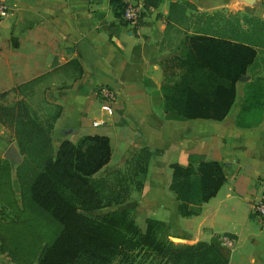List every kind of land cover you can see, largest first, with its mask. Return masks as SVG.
<instances>
[{"label":"crops","instance_id":"crops-1","mask_svg":"<svg viewBox=\"0 0 264 264\" xmlns=\"http://www.w3.org/2000/svg\"><path fill=\"white\" fill-rule=\"evenodd\" d=\"M4 1L10 10L0 22V95L7 94L0 105L16 87L37 84L43 101L58 109L49 132L54 152L64 140L108 137L111 157L95 174L100 179L146 156L144 175L124 202L136 215L167 224L177 242L235 235L226 264H264V226L251 214L264 191V97L251 119L247 112L254 105L246 102L239 80L222 120L176 119L164 112L161 85L172 58L164 48L172 35L166 17L170 3L179 0H148L152 9L134 29L114 16L109 0ZM189 1L203 13L246 7L241 0ZM252 8L264 20V0ZM101 85L116 93L108 109L96 96ZM96 120L104 123L93 126ZM9 136L0 123V159L8 160L3 145ZM192 154L218 160L225 182L196 214L183 215L169 188L170 164L186 166ZM10 186L13 191L11 177Z\"/></svg>","mask_w":264,"mask_h":264},{"label":"trees","instance_id":"trees-1","mask_svg":"<svg viewBox=\"0 0 264 264\" xmlns=\"http://www.w3.org/2000/svg\"><path fill=\"white\" fill-rule=\"evenodd\" d=\"M109 4L114 16L122 20L120 0H109ZM145 5L149 6L148 0ZM187 9L196 10L189 0L170 3L167 31H180L179 25L189 19ZM201 16L209 19L206 27L192 32L189 27L182 29L180 54L168 60L161 85L163 110L176 119L222 120L234 103L237 82L247 75L259 49H264V20L255 15L241 19L236 12ZM216 18L220 22H211ZM241 20L248 25L247 29L242 27ZM259 102L257 99L253 103ZM3 114L11 115L12 111L0 105L2 124ZM15 114L13 111L10 122L24 158V164L19 167L23 205L29 200L48 214L55 222L56 232L35 261L38 248L33 233L41 235L45 230L38 228L42 226L39 221L35 223L32 217L21 216L25 209H20L13 197L10 162L0 159V200L19 214L14 229L12 221L7 223L12 233H0L1 251L13 262L110 264L117 256L124 255V249L138 248L164 259L166 264H191L199 260L206 249H211L212 245L207 243L175 245L167 242L158 234L156 227L160 221L147 219L145 229H141L124 210L102 216L87 214L104 206L103 180L95 174L110 160L108 137L93 134L82 136L76 143L64 140L54 152L49 135L52 123L44 128L27 117V112L25 117ZM170 167L169 188L180 201L178 209L183 215L196 214L200 204L213 197L225 182L219 161L204 155L192 154L186 166L171 163ZM144 169L137 177H143ZM20 236L30 241L21 243ZM218 254L222 264H226L227 255Z\"/></svg>","mask_w":264,"mask_h":264},{"label":"rangeland","instance_id":"rangeland-1","mask_svg":"<svg viewBox=\"0 0 264 264\" xmlns=\"http://www.w3.org/2000/svg\"><path fill=\"white\" fill-rule=\"evenodd\" d=\"M184 1V0H182ZM246 7L242 10L237 11L238 16L242 19L243 16H254L252 5L244 2L241 0ZM194 5V4H193ZM195 7V5H194ZM196 8V7H195ZM214 12H230L224 8L218 9ZM187 13L189 15V19L182 22V24L179 25L180 31L174 33L171 30V38L168 39V41L165 40L166 50L169 53V57H173L174 55L180 54L181 44L180 39L183 36L184 31L182 29H185L189 27V32H192L196 28L199 27H206V21L209 19L206 17H202L201 14H211V13H203L199 12V10H193V9H187ZM258 17V16H257ZM260 18V17H259ZM218 21V18L212 20L211 22ZM220 22V21H218ZM241 25L244 29L248 28V25L243 23L241 20ZM169 63V62H168ZM167 63V64H168ZM169 71V70H168ZM246 79L242 82V89H243V97H245L246 102L253 104L254 107L250 112L248 113V116L251 119H255L257 114L260 112V108L257 106V104H254L253 102L257 99L262 100L264 97V49H259L257 59L255 63L249 68L248 74L246 75ZM3 106H7L12 111V117H13V111L16 113L15 115L20 117V115H24L25 112L28 113L27 117H30L31 119L35 120L39 123V125L43 126L44 128H48V126L53 122V119L56 117L58 113V109L56 106H48L43 101L42 96V89L41 87H37V84L30 83L25 84L23 86H18L15 89H13V93H11L8 97H6L2 103ZM25 111V112H24ZM22 113V114H20ZM10 114H3L1 120H3V126L6 127V129H9L10 136L6 140V143L3 145V149L6 146H13L19 156V160L17 162L12 161L11 159L7 158L10 162L11 166V172L10 177L13 185V197L15 198L17 205L20 209L23 210V213L21 216H29L32 217L35 220V223H40L42 226L38 228H44L45 231H41L43 234L39 235L38 232L36 233L34 231L33 235L35 241L37 242V250L35 251V261L39 257L42 248L52 240L53 236L56 232V226L55 222L52 218L45 212H43L41 209H39L33 202L26 201V204L23 205V200L21 199V191H20V180L19 175L22 173L21 170H19L20 165L24 164V158L23 154L20 151V148L18 146V142L15 137L14 132V126L10 122L11 118ZM5 122V123H4ZM13 127H11V126ZM147 157H142L141 162H135L136 158H134L128 165L125 166L123 170L117 171L113 173L111 176L102 178L103 180V187H102V198L104 206L92 210L87 211V214L93 215V216H102L107 213L112 212H120V211H126L130 218H132L138 227L141 229H145L147 219L144 220L143 217H139L135 214V209L133 207H128L124 202L126 198H129V195L131 192H133L134 187L138 183L137 175L141 174L143 166V162H145V159ZM145 165V163H144ZM136 178V179H135ZM0 219H3V221H0V233H12V229L9 227L7 223L13 222V229L15 227V222L18 223L19 214L13 209V212L9 210L5 203L0 200ZM6 224H4V223ZM158 234L167 242L173 243L175 245H185L190 244L186 242H177L173 241L169 238L171 235V232L169 230V227L167 224L161 222V224L156 227ZM47 230V231H46ZM215 237L211 238L210 241H197L192 244H200V243H207V245L210 246L211 249H206L204 255L201 258H198L199 260H196L192 262L191 264H222L219 254H227V251L223 249L222 247L218 246L215 242ZM19 241L21 243H28L30 240L29 238H21L19 237ZM1 244L2 241L0 240V264H16L12 261L11 257L7 254L1 251ZM214 248V249H213ZM124 255H119L116 258H114L110 264H166L164 262V259L160 257H155L154 254H150L147 252H144L143 250L138 251V248L136 249H124L122 252ZM35 264V263H33Z\"/></svg>","mask_w":264,"mask_h":264},{"label":"built area","instance_id":"built-area-1","mask_svg":"<svg viewBox=\"0 0 264 264\" xmlns=\"http://www.w3.org/2000/svg\"><path fill=\"white\" fill-rule=\"evenodd\" d=\"M122 4V20L131 28L139 27L145 12L152 9L146 6V0H120ZM9 5L0 0V22L3 21L9 14ZM96 96L99 102L105 109L110 108V105L116 99V93L107 85H101L96 91ZM104 123V120L93 121V126H98ZM251 214L258 220L261 226H264V191L259 199L251 204ZM218 244L225 250L232 251L235 249L238 239L235 235L228 233H221L215 236Z\"/></svg>","mask_w":264,"mask_h":264},{"label":"water","instance_id":"water-1","mask_svg":"<svg viewBox=\"0 0 264 264\" xmlns=\"http://www.w3.org/2000/svg\"><path fill=\"white\" fill-rule=\"evenodd\" d=\"M242 1H244V2H246L248 4H250V5H254V3H255V0H242ZM246 78H247L246 76H242V77H240L239 80L243 81ZM4 156L6 158L11 159L12 161H15V162H17L19 160V156H18V154H17V152H16V150H15V148L13 146H8L7 147V149L5 150Z\"/></svg>","mask_w":264,"mask_h":264}]
</instances>
